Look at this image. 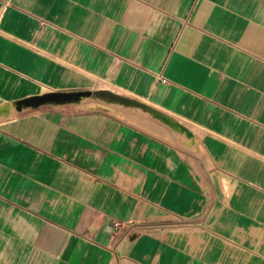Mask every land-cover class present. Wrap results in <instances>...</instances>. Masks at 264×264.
Here are the masks:
<instances>
[{"label": "crops", "instance_id": "0c3cea01", "mask_svg": "<svg viewBox=\"0 0 264 264\" xmlns=\"http://www.w3.org/2000/svg\"><path fill=\"white\" fill-rule=\"evenodd\" d=\"M5 107L0 264H264V0H0Z\"/></svg>", "mask_w": 264, "mask_h": 264}, {"label": "water", "instance_id": "95a60500", "mask_svg": "<svg viewBox=\"0 0 264 264\" xmlns=\"http://www.w3.org/2000/svg\"><path fill=\"white\" fill-rule=\"evenodd\" d=\"M73 94H75L76 96H85V99L87 98H95V97H92L91 96V91H78V92H56V93H52V94H48V95H45L44 97H41L43 99V102L39 105H32L31 103H27V104H23L21 107H15V110L17 112H20L22 111L23 109H34V108H37L41 105H46V104H63V103H69V102H78L80 101V99H77L76 101H70L69 100V97H71ZM99 94H103L107 97H110L112 99H116V100H112L111 102H116V103H120V104H124V105H131V106H139V104L135 101H132V100H129V99H126L122 96H119V95H114L113 93L111 92H102V93H99ZM56 97V98H59V97H62L64 100L63 101H48V97ZM98 99H101L99 97H96ZM180 127V129L182 130H185L184 127H182L181 125H177ZM186 131V130H185Z\"/></svg>", "mask_w": 264, "mask_h": 264}, {"label": "bare ground", "instance_id": "6f19581e", "mask_svg": "<svg viewBox=\"0 0 264 264\" xmlns=\"http://www.w3.org/2000/svg\"><path fill=\"white\" fill-rule=\"evenodd\" d=\"M96 92H98V95H100V96H103V97H106V98H110V97H107V96H105V95H103V94H99V93H102V92H105V93H107V92H110L109 90H106V89H100V90H97ZM52 93H56V92H43V93H40V94H38L37 96H34V97H30V98H26V99H24V100H22L21 102L23 103V104H27V103H31V104H35V103H38V102H41V101H43V99L41 98V97H44L45 95H48V94H52ZM113 93V92H112ZM92 94V93H91ZM114 95H119V94H117V93H113ZM79 97H84V96H79ZM77 99L78 98V96H76L75 94H73L71 97H69V100H73V99ZM47 100H57V101H61V100H64L62 97H59V98H56V97H48V99ZM23 104H17L16 105V107H21V105H23ZM8 110H7V107H5V108H3V109H1L0 110V115H3V114H5V112H7ZM179 127V126H178ZM180 130H182V129H180ZM184 132V131H183ZM187 133V132H186Z\"/></svg>", "mask_w": 264, "mask_h": 264}, {"label": "rangeland", "instance_id": "374dc122", "mask_svg": "<svg viewBox=\"0 0 264 264\" xmlns=\"http://www.w3.org/2000/svg\"><path fill=\"white\" fill-rule=\"evenodd\" d=\"M66 92H72V91H66ZM92 101H94V100H92V99H89V100H86V103L84 104V105H89V103L90 102H92ZM93 103V102H92ZM7 110H8V108H7ZM6 113V112H5ZM148 114V113H147ZM155 112L153 111V113L151 112V113H149V115L150 116H155ZM4 115V114H3Z\"/></svg>", "mask_w": 264, "mask_h": 264}, {"label": "built area", "instance_id": "2783aa9c", "mask_svg": "<svg viewBox=\"0 0 264 264\" xmlns=\"http://www.w3.org/2000/svg\"><path fill=\"white\" fill-rule=\"evenodd\" d=\"M162 83H165V81H161ZM119 227H120V224L119 223H114V228H115V231H118L119 230Z\"/></svg>", "mask_w": 264, "mask_h": 264}]
</instances>
